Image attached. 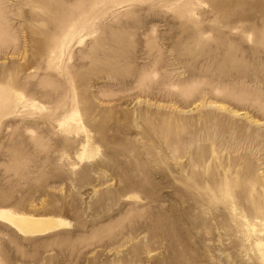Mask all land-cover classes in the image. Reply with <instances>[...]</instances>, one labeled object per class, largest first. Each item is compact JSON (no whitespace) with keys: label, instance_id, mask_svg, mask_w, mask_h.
<instances>
[{"label":"rangeland","instance_id":"rangeland-1","mask_svg":"<svg viewBox=\"0 0 264 264\" xmlns=\"http://www.w3.org/2000/svg\"><path fill=\"white\" fill-rule=\"evenodd\" d=\"M0 208L68 222L0 264H264V0H0Z\"/></svg>","mask_w":264,"mask_h":264},{"label":"bare ground","instance_id":"bare-ground-1","mask_svg":"<svg viewBox=\"0 0 264 264\" xmlns=\"http://www.w3.org/2000/svg\"><path fill=\"white\" fill-rule=\"evenodd\" d=\"M90 145L89 141L84 144L83 151L80 154L82 159L93 155L94 149ZM0 219L15 227L20 233L32 235L46 234L68 224L61 218L19 213L8 208H0ZM258 246L261 248L264 246V242H259ZM262 258L264 260V249L262 250Z\"/></svg>","mask_w":264,"mask_h":264}]
</instances>
